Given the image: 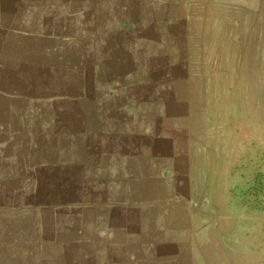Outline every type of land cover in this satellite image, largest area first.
<instances>
[{
    "label": "crops",
    "instance_id": "1",
    "mask_svg": "<svg viewBox=\"0 0 264 264\" xmlns=\"http://www.w3.org/2000/svg\"><path fill=\"white\" fill-rule=\"evenodd\" d=\"M113 3L0 0V130L19 129L0 137V193L19 194L0 200V264H264V195L256 215L184 116L197 76L151 37L149 9L121 23L135 9ZM77 160L102 196L73 219Z\"/></svg>",
    "mask_w": 264,
    "mask_h": 264
},
{
    "label": "rangeland",
    "instance_id": "2",
    "mask_svg": "<svg viewBox=\"0 0 264 264\" xmlns=\"http://www.w3.org/2000/svg\"><path fill=\"white\" fill-rule=\"evenodd\" d=\"M124 7L130 13L135 9V13L120 17L121 23L147 22L145 8L149 9L151 37L164 36L169 60H180L178 68L185 77L197 76L193 85L185 83L183 99L189 102V108L183 106L184 116L193 117L196 134L211 142L215 153L226 161V168L237 174L241 180L237 181L238 187L246 188L244 199L252 212L259 214V200L264 195V0H114L115 10ZM101 19L106 25L112 24L111 18ZM129 48L133 49L131 44ZM138 48L145 50L148 45L142 43ZM10 83L19 90V82ZM47 86V82H39L42 90L46 91ZM7 133L19 140V129H1L0 137ZM83 151L86 153V146L76 145L72 150L76 154ZM81 162H73L70 179V197L78 201L73 203L78 206L72 210L73 219L83 208L80 203L88 205V217H92L91 206L102 196L95 188L84 191L81 187ZM43 184L45 192L39 194L40 200L50 190L46 181ZM0 200L16 201L19 194L14 197L9 192L0 193ZM93 228L88 225L89 231ZM94 262L95 258L87 259L88 264Z\"/></svg>",
    "mask_w": 264,
    "mask_h": 264
}]
</instances>
